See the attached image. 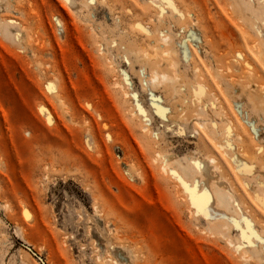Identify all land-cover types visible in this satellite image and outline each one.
Masks as SVG:
<instances>
[{
	"label": "rangeland",
	"instance_id": "374dc122",
	"mask_svg": "<svg viewBox=\"0 0 264 264\" xmlns=\"http://www.w3.org/2000/svg\"><path fill=\"white\" fill-rule=\"evenodd\" d=\"M0 264H264V2L0 0Z\"/></svg>",
	"mask_w": 264,
	"mask_h": 264
},
{
	"label": "bare ground",
	"instance_id": "6f19581e",
	"mask_svg": "<svg viewBox=\"0 0 264 264\" xmlns=\"http://www.w3.org/2000/svg\"><path fill=\"white\" fill-rule=\"evenodd\" d=\"M191 167H195L199 172L202 171L203 173L207 174L206 175L208 177L207 183L212 184V182H210L211 179L209 178L211 175L210 168L207 166L206 163L204 162L199 163V164L195 163ZM201 196L202 198H200V200L198 201L203 204V207L205 209V215L207 219L209 220L214 219L216 215L219 214V212L213 207V201H214L215 196L218 198L220 203L224 202L225 205L228 203V200H229L228 195L222 194L219 190L214 191V193L210 192L209 190L202 191Z\"/></svg>",
	"mask_w": 264,
	"mask_h": 264
},
{
	"label": "water",
	"instance_id": "95a60500",
	"mask_svg": "<svg viewBox=\"0 0 264 264\" xmlns=\"http://www.w3.org/2000/svg\"><path fill=\"white\" fill-rule=\"evenodd\" d=\"M24 247L31 255H33L34 257H37L36 254L34 252H32V250L29 247H27V246H24Z\"/></svg>",
	"mask_w": 264,
	"mask_h": 264
},
{
	"label": "snow or ice",
	"instance_id": "6c2138e0",
	"mask_svg": "<svg viewBox=\"0 0 264 264\" xmlns=\"http://www.w3.org/2000/svg\"><path fill=\"white\" fill-rule=\"evenodd\" d=\"M262 2H264V0H262Z\"/></svg>",
	"mask_w": 264,
	"mask_h": 264
}]
</instances>
